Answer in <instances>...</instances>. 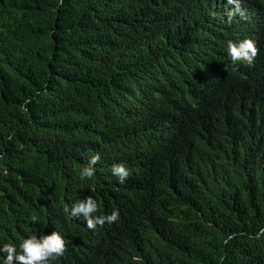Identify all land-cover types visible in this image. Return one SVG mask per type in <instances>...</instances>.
Returning a JSON list of instances; mask_svg holds the SVG:
<instances>
[{"label":"trees","instance_id":"1","mask_svg":"<svg viewBox=\"0 0 264 264\" xmlns=\"http://www.w3.org/2000/svg\"><path fill=\"white\" fill-rule=\"evenodd\" d=\"M239 7L0 0V243L56 230L49 264H264V0ZM244 38L258 54L234 66ZM87 195L118 221L69 218Z\"/></svg>","mask_w":264,"mask_h":264},{"label":"clouds","instance_id":"2","mask_svg":"<svg viewBox=\"0 0 264 264\" xmlns=\"http://www.w3.org/2000/svg\"><path fill=\"white\" fill-rule=\"evenodd\" d=\"M234 3V11L229 12V22L235 14L244 15L239 7V0H229ZM63 0H58V5H62ZM227 58L236 66L240 63L251 65L257 54L258 49L256 42L251 38H244L238 42L228 41L226 44ZM31 101L27 98L24 104L27 105ZM12 139V135L7 137ZM101 160L100 153L91 155L88 164L84 166L80 172L81 179H92L96 175L95 166ZM110 172L120 185H124L131 176L129 167L124 162L113 163ZM63 211L73 220L83 221L84 226L95 232L98 227H103L106 223L112 224L119 219V211L113 210L110 214L98 215L99 206L96 199L91 195L84 196L70 203ZM29 220L33 224L39 222V217L32 214ZM39 233V238H38ZM33 232L26 235L17 242L6 241L0 243V264H49L50 261L62 256L66 249L65 238L59 231L53 230L50 234L43 232ZM264 235V228L259 230L256 238ZM139 257L132 256L133 264H139Z\"/></svg>","mask_w":264,"mask_h":264}]
</instances>
